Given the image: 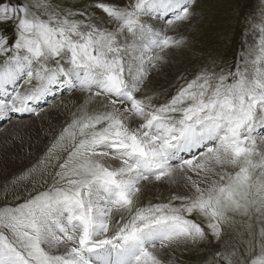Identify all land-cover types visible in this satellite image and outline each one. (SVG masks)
Returning <instances> with one entry per match:
<instances>
[{
    "label": "snow or ice",
    "instance_id": "6c2138e0",
    "mask_svg": "<svg viewBox=\"0 0 264 264\" xmlns=\"http://www.w3.org/2000/svg\"><path fill=\"white\" fill-rule=\"evenodd\" d=\"M196 2L0 0V25L14 31L0 29V122L39 116L33 105L63 90L86 94L13 179L34 191L0 208V264H165L161 253L220 242L238 217L247 239L225 241L209 264H264V13L231 65L214 58L163 103L139 95L150 71L187 46L181 26Z\"/></svg>",
    "mask_w": 264,
    "mask_h": 264
},
{
    "label": "rangeland",
    "instance_id": "374dc122",
    "mask_svg": "<svg viewBox=\"0 0 264 264\" xmlns=\"http://www.w3.org/2000/svg\"><path fill=\"white\" fill-rule=\"evenodd\" d=\"M12 2L16 3L17 0H12ZM20 2H25V0H20ZM27 2H31V0H27ZM115 2L124 5L128 3V0H115ZM50 3L63 8L80 9L87 4L93 3V0H50ZM95 12L98 17L104 16L99 9H96ZM195 12L196 18L181 26L182 30L180 34L187 38V46L171 50L168 60L162 63L159 68L150 71L148 79L139 95L153 96L154 103H163L181 85L190 80L195 73L210 64L214 58L218 57V63L220 64L227 61L231 65L241 48L242 33L245 28L248 29V41L250 44L254 43L256 38L259 37V30L256 25L261 23V14L264 13V0H197ZM76 18L80 19L81 17ZM105 26L109 28L113 27V25L107 23ZM0 29L5 30L10 37L14 36L11 24L0 25ZM165 79L168 80V83H164ZM27 87L28 85L23 84V82L20 83L21 91H24ZM85 95V93L79 91L71 94L68 92L67 94H61L58 100L52 101L45 107H41L39 116L34 114H14L12 121H19L20 123V121L29 120L34 116L44 120V114L55 116L41 130L42 134L35 148L37 150L41 144L40 141L47 137L46 145H44L41 155H39L43 157L45 155L43 153L47 152L48 147L53 143L59 132L71 121L72 112L76 111ZM96 109L101 110L99 102H93L89 105L90 111H96ZM57 116H60L58 119L64 120H62V123L56 130H52L51 127H53V122ZM7 124V122H4L3 126H0V129L4 128ZM35 149L30 148L22 163L15 167L14 171L22 169L19 174H7L10 171L3 173V169L0 167V208L6 205L15 206L21 203L24 197L34 191L31 180L23 181L15 186L12 184V181L15 177L20 176L33 167L34 162L38 158ZM29 154L33 159L30 160ZM17 156L20 159L22 158L21 154ZM39 160L40 157L35 165ZM14 171H11V173ZM6 189L7 191H5ZM152 202L156 203L159 201L152 199ZM137 203L144 205L148 203V200L146 201L141 196ZM114 216V219H119L120 214L115 213ZM192 218L198 222H203L202 217L193 215ZM237 221L238 223L234 228L226 230L220 242L211 240V242L205 241L196 246L175 245L171 249L161 253L160 258L165 261V264H167L169 259L174 261L175 264H209L212 261L213 254L222 250V245H224L225 241L229 243L224 246L231 249L233 246L232 241L240 242L243 239H247L246 221L239 217ZM252 223L254 230L258 232L259 227L262 225L256 221H252Z\"/></svg>",
    "mask_w": 264,
    "mask_h": 264
},
{
    "label": "bare ground",
    "instance_id": "6f19581e",
    "mask_svg": "<svg viewBox=\"0 0 264 264\" xmlns=\"http://www.w3.org/2000/svg\"><path fill=\"white\" fill-rule=\"evenodd\" d=\"M164 83H168V80L165 79ZM44 115H45L44 120H42L41 118L39 119L36 116H34V117H31V119L29 120L20 121V123L19 121H11V123H8L4 128L0 129V167H2L3 173L10 171V173H7V174L17 175L22 171V169H18L14 171V169L18 164L22 163V160L28 154L30 148H33V149L36 148L38 144L37 142L39 141V138L42 134L41 130L44 128L45 124L52 121V118L55 117L54 115H51V116H48V114H44ZM58 118H60V116H57L55 118L53 122L54 125L53 127H51L52 130H56L57 127L62 123V120H64V119H58ZM46 138L42 139L40 141L41 144L39 145V148L37 150L35 149L36 154H38V158L34 162V165L39 159V157L40 159L42 158L39 155H41V151L44 145H46ZM18 154H21V157H22L21 159L18 156L16 157V155ZM14 157L15 159H13ZM29 157H30V160L33 159V157H31L30 154H29ZM11 171H14V172L11 173ZM165 198H167V196H165ZM152 199H155V198H152Z\"/></svg>",
    "mask_w": 264,
    "mask_h": 264
}]
</instances>
